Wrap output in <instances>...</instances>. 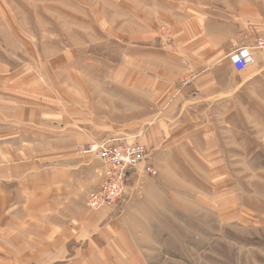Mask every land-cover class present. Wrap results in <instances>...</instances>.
<instances>
[{
	"label": "crops",
	"instance_id": "1",
	"mask_svg": "<svg viewBox=\"0 0 264 264\" xmlns=\"http://www.w3.org/2000/svg\"><path fill=\"white\" fill-rule=\"evenodd\" d=\"M148 1L153 26L171 25L173 42L150 25L148 39H121L120 66L78 67L71 50L60 65H30L0 18V264H121L133 250L121 218L133 190L149 193L145 165L161 174L221 165V146L200 123L264 75V51L242 72L230 61L264 37V0ZM112 138L146 145L149 160L133 173L123 211H92L88 194L105 167L77 147Z\"/></svg>",
	"mask_w": 264,
	"mask_h": 264
},
{
	"label": "rangeland",
	"instance_id": "2",
	"mask_svg": "<svg viewBox=\"0 0 264 264\" xmlns=\"http://www.w3.org/2000/svg\"><path fill=\"white\" fill-rule=\"evenodd\" d=\"M151 7L148 0H0V18L24 42L8 40L15 50L27 47L30 65H60L71 50L78 67H111L121 65V39H144L150 25L172 44L174 28L153 26ZM203 124L221 146V165L144 170L147 197L133 190L120 205L134 202L121 218L133 247L121 264H264V75Z\"/></svg>",
	"mask_w": 264,
	"mask_h": 264
},
{
	"label": "built area",
	"instance_id": "3",
	"mask_svg": "<svg viewBox=\"0 0 264 264\" xmlns=\"http://www.w3.org/2000/svg\"><path fill=\"white\" fill-rule=\"evenodd\" d=\"M256 51H264V37H256L251 44L240 46L230 54L234 69L242 72L251 67ZM80 152L94 156L105 167L101 185L88 194V207L92 211L119 207L126 200L133 173L147 159L146 147L124 138H112L81 147ZM144 170L152 176L158 173L150 166Z\"/></svg>",
	"mask_w": 264,
	"mask_h": 264
}]
</instances>
